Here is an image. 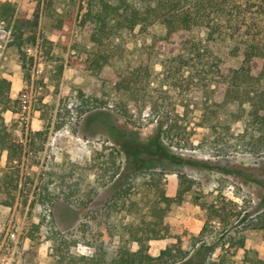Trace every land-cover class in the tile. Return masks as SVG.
I'll return each instance as SVG.
<instances>
[{
	"label": "rangeland",
	"instance_id": "1",
	"mask_svg": "<svg viewBox=\"0 0 264 264\" xmlns=\"http://www.w3.org/2000/svg\"><path fill=\"white\" fill-rule=\"evenodd\" d=\"M9 1L20 5L22 0ZM99 2L58 0L57 11H62L63 6L65 17L72 19L58 34L49 22L40 21L39 31L46 42L39 40L26 51V72L17 51L10 46L6 24L0 23V77L11 82L10 96L18 104L14 112L8 111L3 116L8 131L26 153L18 170L21 193L16 192L11 203L0 191V257L4 258L0 264H58V250L89 255L101 242L109 247L115 244L123 227L131 224L125 214L107 221L101 217L95 221L86 219L85 232L75 227L57 234L62 229L59 226L64 228L71 222L67 211L70 207L55 206L38 197L40 189L50 181L47 174L67 176L73 169L78 176L72 182L77 180L81 191L93 188L94 169L107 155L108 150L104 149L112 146L120 150L122 163L127 155L136 159L142 153L140 157L146 167L165 169L168 196L176 194L178 177L190 187L182 203L174 206L165 219L169 225L168 238L151 244V255H156L165 243L177 242L188 252V257L179 264L255 263L264 255L263 234L252 230L254 221L264 214V152L248 150L255 147L260 133L253 132L254 139H249L251 127L245 130L248 106L232 103L216 108L212 105L214 86L204 88L193 77L174 87L164 79L160 74L164 58L154 47V41L164 32L157 23L122 32L115 42L124 46L123 57L105 66L101 72L105 78L96 75L88 63L95 47L80 20L89 9H97ZM190 39L204 44V30L194 28ZM236 46L230 41L209 43L212 56L206 55L204 59L205 71L210 75L215 64L238 68L242 48L235 55ZM187 52L188 48L180 46L179 53ZM119 68L140 70L145 77L148 75L152 83L145 89L153 98L151 105H159L158 112L152 115L149 103L140 113L132 110L130 117L115 113L117 98L111 83L116 79L114 71ZM186 75L188 72L183 79ZM81 96L95 101L94 106L86 108ZM205 102L211 105V111H216L222 128L229 127V134L234 135L235 140L228 142L224 155L208 143L213 136L203 127ZM163 110L169 118L163 130L175 124L183 132L182 137L188 139L177 141V146H170L164 139L162 144L174 155L172 165L166 163L165 150L153 149ZM37 131L44 132V139H35L30 149L28 139ZM246 144L248 148L244 147ZM3 170L6 173L5 152L0 157V178ZM68 185L70 182L60 184L53 178L50 189L54 196H59L68 191ZM9 201L11 204L5 205ZM113 227L120 229L111 236L112 231L108 230ZM8 230L14 233V238L6 235Z\"/></svg>",
	"mask_w": 264,
	"mask_h": 264
},
{
	"label": "trees",
	"instance_id": "2",
	"mask_svg": "<svg viewBox=\"0 0 264 264\" xmlns=\"http://www.w3.org/2000/svg\"><path fill=\"white\" fill-rule=\"evenodd\" d=\"M58 4V0H22L20 5L9 0H0V23L7 26L10 46L17 51L24 72L26 51L35 47L39 40L46 42L39 31L40 21L44 19L49 22L54 33L58 34L72 19L65 17L63 6L62 11H57ZM156 23L161 25L164 31L154 41L156 51L164 58L160 63L163 69L160 73L162 77L174 87L180 82L192 80L193 77L196 78L197 84H203L204 88L214 86L211 90L212 105L216 108L232 103L239 106L246 104L248 120L245 130L251 127L250 133H247L249 139H254L253 132L260 133L255 147L250 146V149L248 144L244 147L252 150V153L264 152V0H100L97 9H89L86 16L80 20V26L87 31L88 40L95 47L93 57L88 61L90 68L101 77L105 66L123 57L124 46L115 42L121 38L122 32L133 31L136 27L145 29ZM194 28L204 30V44L191 41L190 33ZM216 41L236 43L237 46L233 49L235 55L242 48V62L238 68L215 64L210 75L205 71L204 59L206 55L212 56L208 44ZM180 46L188 48V52L179 53ZM185 72H188V76L183 79ZM114 74L116 79L111 83V88L117 98L116 114L130 117L132 110H139L140 113L149 103L152 106V115L160 110L159 105H151L153 98L146 92L145 86L148 87L152 83L148 75L145 77L140 70L120 68L114 71ZM25 75L26 81H29V74ZM142 85L144 87H141ZM10 91L11 82L0 77V157L3 152L6 153L7 169L6 173L3 170L0 178V191L4 192L12 203L15 193H21L18 170L26 153L22 145L14 140L4 121V113L14 112L18 105L16 100L11 98ZM80 98L86 108L94 106L95 101L84 96ZM86 110L88 109H84ZM164 112L161 111L163 120L157 125L158 139L155 140L153 149L159 152L165 150L166 163L172 165L175 162L174 155L163 145L164 139L170 146H177V141L187 142L188 139L182 137L183 132L175 124H170L168 129L163 130L169 119ZM202 114L203 127L213 136L208 143L213 148H219L218 152L224 155L229 148L228 142L235 140L234 135L229 134V127L222 128L216 111H211V105L206 102ZM212 120H215L214 124L211 123ZM43 136V131L32 133L27 146L33 148L35 139L43 140ZM107 150V155H103L101 163L94 169L93 188L81 191L79 182H72L78 176L73 169L67 176L47 174L50 181L40 189L38 197L42 201H50L55 206L66 204L70 207L67 211L71 222L64 228L58 225L62 229L57 234L65 229H76L75 227L85 232L87 225L83 223L84 220L95 221L101 217L107 221L121 214H125L131 224L123 227V232L118 234L119 237L111 247L101 242L89 255H72L68 251L58 250L60 260L57 263L183 262L188 257V252L177 242L166 245L157 256L149 254V247L150 242L168 237L169 225L165 219L174 206L182 203L190 187L178 177V190L174 197H169L165 191V169L146 167L140 157L142 153H139L136 159L127 155V159L122 163L119 149L112 146L104 149V152ZM74 166H77V163H74ZM53 178L60 184L70 182L68 191L54 196L50 189ZM10 201L5 205H10ZM57 214L56 221L59 219ZM118 229L120 228L113 227L108 231H112L111 236H114ZM252 230L260 231L263 234L261 241H264V214L254 221ZM253 264H264V255L259 256Z\"/></svg>",
	"mask_w": 264,
	"mask_h": 264
},
{
	"label": "crops",
	"instance_id": "3",
	"mask_svg": "<svg viewBox=\"0 0 264 264\" xmlns=\"http://www.w3.org/2000/svg\"><path fill=\"white\" fill-rule=\"evenodd\" d=\"M167 195V194H166ZM168 196V195H167ZM175 196V195H174ZM174 196H172V197H174ZM169 197H171V196H169ZM168 236H169V234H168ZM168 237H166L165 239H167ZM165 239H162V240H157V241H163V240H165ZM157 241H152V242H150V246H151V244H153L154 242H157ZM171 242H169V243H165V245L163 246H161L160 248H159V250H158V252H157V254L156 255H151L150 253V255L151 256H157L158 255V253H159V251L160 250H162V249H164L165 247H166V245H168V244H170ZM173 243V242H172ZM182 248V247H181ZM149 250H150V247H149Z\"/></svg>",
	"mask_w": 264,
	"mask_h": 264
},
{
	"label": "built area",
	"instance_id": "4",
	"mask_svg": "<svg viewBox=\"0 0 264 264\" xmlns=\"http://www.w3.org/2000/svg\"><path fill=\"white\" fill-rule=\"evenodd\" d=\"M6 235H8L10 238H14V236H15L14 233L11 232L10 230L7 231V234H6ZM3 260H4V258H1V257H0V262H1V261L3 262Z\"/></svg>",
	"mask_w": 264,
	"mask_h": 264
}]
</instances>
